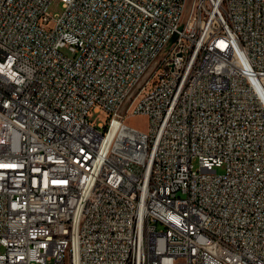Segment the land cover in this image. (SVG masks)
<instances>
[{"label":"built area","instance_id":"2783aa9c","mask_svg":"<svg viewBox=\"0 0 264 264\" xmlns=\"http://www.w3.org/2000/svg\"><path fill=\"white\" fill-rule=\"evenodd\" d=\"M52 1L0 0V264H264V0Z\"/></svg>","mask_w":264,"mask_h":264},{"label":"rangeland","instance_id":"374dc122","mask_svg":"<svg viewBox=\"0 0 264 264\" xmlns=\"http://www.w3.org/2000/svg\"><path fill=\"white\" fill-rule=\"evenodd\" d=\"M48 11L54 18L59 17L64 11L63 3L60 0L52 1L51 5L49 6ZM63 52L67 55H71V53L66 49L63 50ZM108 119H109L108 114L104 111H100V112L91 111L89 114V120L95 126H98L101 123L106 125ZM129 124L135 128L141 129V130H147L148 125H149V120L146 116L137 115L135 117H132L129 120ZM194 166H195V169H198L197 161H194ZM218 172L221 174L224 172V170L221 168L218 170Z\"/></svg>","mask_w":264,"mask_h":264}]
</instances>
